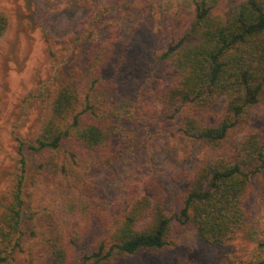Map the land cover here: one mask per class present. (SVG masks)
<instances>
[{
	"label": "rangeland",
	"instance_id": "obj_1",
	"mask_svg": "<svg viewBox=\"0 0 264 264\" xmlns=\"http://www.w3.org/2000/svg\"><path fill=\"white\" fill-rule=\"evenodd\" d=\"M0 15L7 20L0 35V196L8 197L17 173L19 141H34L40 129L44 94L71 78L83 95L89 86L86 75L96 62L102 67L99 91L104 99L98 117L114 120L108 155L77 147L76 174L68 176L71 185L62 174L63 153L53 158L56 161L42 159L43 167L29 176L25 191L38 209L62 210L60 217L44 214L38 220L56 223L53 235L63 242L74 226L63 204L78 183L88 213L78 217L81 240L66 244L70 262L78 263L82 254L94 250L125 207L144 196L159 201L171 217L170 245L124 256L115 264H240L256 259L264 248L259 249L264 236V169L251 176L243 199L245 221L226 244H206L192 224H181L174 216L202 164L227 155L245 132L264 133L262 101L253 108L247 127L223 147L184 144L179 114L169 117L161 101L162 91L176 78L157 57L190 24V11L179 9L173 0H0ZM225 101L220 97L208 108L210 123L221 117ZM28 160L37 163L31 152ZM46 254L45 247L35 245L17 261L37 264Z\"/></svg>",
	"mask_w": 264,
	"mask_h": 264
},
{
	"label": "trees",
	"instance_id": "obj_2",
	"mask_svg": "<svg viewBox=\"0 0 264 264\" xmlns=\"http://www.w3.org/2000/svg\"><path fill=\"white\" fill-rule=\"evenodd\" d=\"M173 1L179 9L191 12L192 21L157 57L176 78L172 87L162 91V106L169 117L179 114L184 144L221 148L247 127L253 108L264 101V0ZM6 26L5 16L0 15V35ZM101 69L93 63L83 95L71 78L48 89L34 141H19L17 173L8 197L0 196V264H19L20 254L30 253L35 245L47 249L44 261L37 264H74L68 259L66 244L81 240L78 217L88 213L77 193L78 183H73L63 204L74 218L64 243L53 235L56 223L50 225L43 217L38 220L44 214L59 216L62 210L38 209L26 199L25 191L29 176L43 167L42 159L56 161L53 158L63 153L59 159L62 174L71 185L68 176L76 174L77 147L102 155L110 151L114 120L97 113L104 102L99 91ZM220 97L226 99L223 113L210 123L206 111ZM28 152L37 157L36 164L28 160ZM263 169L264 133L249 130L227 155L211 158L197 169L175 218L181 224H192L208 245L235 239L245 221L243 199L251 176ZM170 230L171 217L159 201L147 196L135 199L107 227L95 249L82 254L75 264H115L124 256L165 250L171 242ZM260 250L256 259L240 264H264V248Z\"/></svg>",
	"mask_w": 264,
	"mask_h": 264
}]
</instances>
